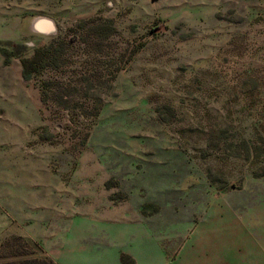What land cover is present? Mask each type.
<instances>
[{"label":"rangeland","instance_id":"obj_1","mask_svg":"<svg viewBox=\"0 0 264 264\" xmlns=\"http://www.w3.org/2000/svg\"><path fill=\"white\" fill-rule=\"evenodd\" d=\"M262 204L264 0H0V264H78L89 216L167 258L221 230L220 260L260 262Z\"/></svg>","mask_w":264,"mask_h":264},{"label":"crops","instance_id":"obj_2","mask_svg":"<svg viewBox=\"0 0 264 264\" xmlns=\"http://www.w3.org/2000/svg\"><path fill=\"white\" fill-rule=\"evenodd\" d=\"M251 219L254 236L252 237L251 250L257 258L259 249L264 248V204L261 205L260 209L253 210ZM97 221L98 219L94 216L84 219L78 218V264H244L241 261L220 260L226 253H220L218 245H214L216 243L214 238L219 234L215 232L221 233V230H206L204 232L206 247L198 244L195 237L189 241L194 244L196 242L195 246L191 248L184 245L181 250L174 251L173 245L166 246V249L170 248L172 253L173 251L176 253L167 258L164 254V246H161L157 241L147 245L141 244L140 236L136 234L133 236L134 238L132 235L122 237L120 233L119 237L108 233L103 234L104 230L99 229ZM223 236L225 235L223 234ZM131 238H133L132 243L136 245H124L126 242H130ZM212 246H215L214 251L211 249ZM263 252L264 249L259 256H263ZM122 256L131 261L124 263ZM212 256L217 259H213ZM258 262L256 260L250 264H258ZM259 264H264V260H261Z\"/></svg>","mask_w":264,"mask_h":264},{"label":"trees","instance_id":"obj_3","mask_svg":"<svg viewBox=\"0 0 264 264\" xmlns=\"http://www.w3.org/2000/svg\"><path fill=\"white\" fill-rule=\"evenodd\" d=\"M50 57L51 54L49 51V47L41 46L36 48L31 56L20 58L22 77L25 80H28L33 75L38 74L40 70L43 68V66L47 63ZM48 85L49 83L43 82L42 88L45 86L47 87ZM6 264H53V263L46 261L29 260V261H22L20 263L8 262Z\"/></svg>","mask_w":264,"mask_h":264},{"label":"bare ground","instance_id":"obj_4","mask_svg":"<svg viewBox=\"0 0 264 264\" xmlns=\"http://www.w3.org/2000/svg\"><path fill=\"white\" fill-rule=\"evenodd\" d=\"M32 29L40 34L50 33L54 29V25L48 18L36 17L33 20Z\"/></svg>","mask_w":264,"mask_h":264}]
</instances>
